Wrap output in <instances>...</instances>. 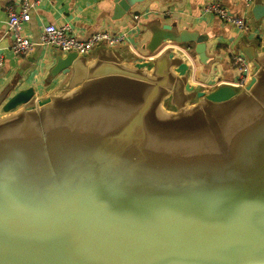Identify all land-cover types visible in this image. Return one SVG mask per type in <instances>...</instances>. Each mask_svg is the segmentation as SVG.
<instances>
[{"label": "water", "instance_id": "water-1", "mask_svg": "<svg viewBox=\"0 0 264 264\" xmlns=\"http://www.w3.org/2000/svg\"><path fill=\"white\" fill-rule=\"evenodd\" d=\"M253 14L242 87L198 88L181 46L207 62L208 36L158 19L147 58L69 51L56 69L78 76L9 97L0 264H264V4Z\"/></svg>", "mask_w": 264, "mask_h": 264}, {"label": "crops", "instance_id": "crops-1", "mask_svg": "<svg viewBox=\"0 0 264 264\" xmlns=\"http://www.w3.org/2000/svg\"><path fill=\"white\" fill-rule=\"evenodd\" d=\"M128 1L131 7L127 13L121 18H114L116 0H44L31 10V19L24 25L26 35L36 45L27 54H17L13 50V36L8 27L7 6L13 4L18 9L20 0H0V50L5 55V62L0 67V92L10 88L7 99L0 105V114L13 108H8L6 103L11 96L20 92L47 95L62 87L74 70L75 77L79 75V66H72L67 73L56 69L58 57L66 52L40 43L46 24H68L72 32L82 39L102 29L126 32L128 43L115 47L127 53L130 62L145 59L143 56L147 51L144 46L151 36V25L158 19L162 22H177L181 28L197 29L208 36V60L201 61L193 43L195 61L192 81L198 88L209 90L219 82L233 83L237 80L239 69L231 63V55L235 49L245 53L244 47L254 41L259 23L253 12L264 4V0H254L250 5L245 0H217L232 13L248 19L252 28L242 32L237 25L226 22L216 13L205 11V5L215 0H177L167 3L161 0ZM260 21L264 23V18ZM130 43L135 47L134 50ZM103 44L96 45L89 57L93 58L96 49Z\"/></svg>", "mask_w": 264, "mask_h": 264}, {"label": "built area", "instance_id": "built-area-1", "mask_svg": "<svg viewBox=\"0 0 264 264\" xmlns=\"http://www.w3.org/2000/svg\"><path fill=\"white\" fill-rule=\"evenodd\" d=\"M43 1L20 0V7L18 9L13 4L7 6L9 16L8 27L13 36V50L15 53L27 54L34 49L36 42L26 35L24 25L31 19V10ZM253 2L254 0H245L247 5ZM204 9L206 12L211 11L216 13L226 22L237 25L242 32H248L252 28L247 18L232 13L217 0L208 2ZM135 17H138V15H135ZM128 40V34L126 32H113L109 29L98 30L88 38L82 39L72 32L68 24L57 25L55 23H49L44 25L40 43L53 46L64 52L76 51L78 53H90L98 44L104 43L110 46H116L128 43ZM130 47L132 50L135 49L132 43H130ZM181 48L192 58L194 64L195 58L192 55V46L185 44ZM148 56L149 54L146 53L143 57L147 58ZM4 62L5 55L0 50V67ZM231 63L239 69V76L233 84L242 87L250 76L249 58L245 53L233 52L231 55Z\"/></svg>", "mask_w": 264, "mask_h": 264}, {"label": "rangeland", "instance_id": "rangeland-1", "mask_svg": "<svg viewBox=\"0 0 264 264\" xmlns=\"http://www.w3.org/2000/svg\"><path fill=\"white\" fill-rule=\"evenodd\" d=\"M233 52H234V53H235V52L242 53V51H239V49H235V50H233Z\"/></svg>", "mask_w": 264, "mask_h": 264}, {"label": "trees", "instance_id": "trees-1", "mask_svg": "<svg viewBox=\"0 0 264 264\" xmlns=\"http://www.w3.org/2000/svg\"><path fill=\"white\" fill-rule=\"evenodd\" d=\"M193 43H188L187 45H192Z\"/></svg>", "mask_w": 264, "mask_h": 264}]
</instances>
